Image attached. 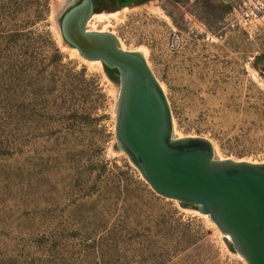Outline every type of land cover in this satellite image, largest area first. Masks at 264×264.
Here are the masks:
<instances>
[{
  "label": "rangeland",
  "instance_id": "obj_1",
  "mask_svg": "<svg viewBox=\"0 0 264 264\" xmlns=\"http://www.w3.org/2000/svg\"><path fill=\"white\" fill-rule=\"evenodd\" d=\"M70 4L0 0V264H247L117 149L119 81L65 43ZM87 29L144 54L175 137L264 163V0H101Z\"/></svg>",
  "mask_w": 264,
  "mask_h": 264
},
{
  "label": "water",
  "instance_id": "obj_2",
  "mask_svg": "<svg viewBox=\"0 0 264 264\" xmlns=\"http://www.w3.org/2000/svg\"><path fill=\"white\" fill-rule=\"evenodd\" d=\"M63 11L65 43L118 72L117 149L157 194L208 215L247 264H264V163L219 159L210 139L175 137L169 100L144 54L123 49L111 32L87 29L92 0L61 19Z\"/></svg>",
  "mask_w": 264,
  "mask_h": 264
},
{
  "label": "flooded vegetation",
  "instance_id": "obj_3",
  "mask_svg": "<svg viewBox=\"0 0 264 264\" xmlns=\"http://www.w3.org/2000/svg\"><path fill=\"white\" fill-rule=\"evenodd\" d=\"M83 0H71V4L70 6L65 10V12L62 14L61 19L63 18V16L74 6L80 4ZM93 1V8H94V13L97 11L98 7H99V3L101 2V0H92ZM93 13V14H94ZM93 16V15H92Z\"/></svg>",
  "mask_w": 264,
  "mask_h": 264
},
{
  "label": "trees",
  "instance_id": "obj_4",
  "mask_svg": "<svg viewBox=\"0 0 264 264\" xmlns=\"http://www.w3.org/2000/svg\"><path fill=\"white\" fill-rule=\"evenodd\" d=\"M105 69L108 73V75L110 76V78H112L114 81H118L119 80V76L117 75V70L116 69H110L108 67L105 66Z\"/></svg>",
  "mask_w": 264,
  "mask_h": 264
},
{
  "label": "bare ground",
  "instance_id": "obj_5",
  "mask_svg": "<svg viewBox=\"0 0 264 264\" xmlns=\"http://www.w3.org/2000/svg\"><path fill=\"white\" fill-rule=\"evenodd\" d=\"M75 51H78L76 48H74ZM79 52V51H78ZM95 61H99V60H95Z\"/></svg>",
  "mask_w": 264,
  "mask_h": 264
}]
</instances>
